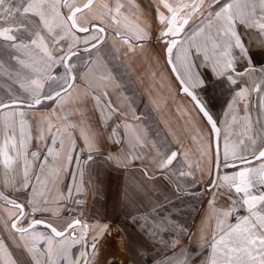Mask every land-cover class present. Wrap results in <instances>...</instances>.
<instances>
[{"label":"crops","instance_id":"0c3cea01","mask_svg":"<svg viewBox=\"0 0 264 264\" xmlns=\"http://www.w3.org/2000/svg\"><path fill=\"white\" fill-rule=\"evenodd\" d=\"M176 1L166 0L169 4ZM251 2L257 5L258 18L259 0ZM132 3L133 16L151 20H157L158 12L164 8L161 0ZM218 7L215 5L214 9ZM97 9L93 7L89 15L98 17ZM203 10L206 18L207 4ZM61 11L67 14L63 8ZM236 28L245 46L256 55L248 65L239 49L233 48L235 83L213 74L203 55H195L194 49L190 57L193 73L201 74L206 85L211 84L191 90L203 95V103L217 122V143L194 101L182 92L160 43L149 40L141 47H129L119 40H110L97 56L95 52H85L82 43L73 44L68 36L65 50L70 44L73 48L83 47L70 61L75 65L74 87L62 95V102L59 98L42 99L40 105L33 107H28L27 93L14 83V74L21 66L8 51L0 52V61L5 65L0 68V99L8 102L10 89L12 95L25 101L15 109L25 114L23 137L19 115L15 118V142L22 155L17 157L16 151L10 149L9 155L16 163L6 169L0 154V194L24 206L21 226L26 228L38 219L62 230L80 219L88 226L86 241L73 245L70 256L81 264L82 251L89 253L90 264H209L211 243L219 234L217 213L231 210L224 227L249 214L241 204L232 208L223 188L210 190L217 175L231 174L240 167L225 169L221 164L217 168V154L222 161L226 139L230 145L241 140L247 144L251 137L256 141L253 150L257 155L264 147V133L256 130L251 114L254 95L258 103L264 101L256 70L264 69V55L259 47L264 34L257 27L247 28L239 23ZM42 34L53 55L59 56L47 31ZM3 43L0 41V45ZM17 55L23 58L22 53ZM249 67L255 71H247ZM9 73L13 74L11 79ZM63 73L62 66L51 69L54 76ZM48 84L46 81L45 93L49 92ZM3 142L0 113V148ZM172 151L177 152L176 159L161 170L160 162ZM34 152L36 157L32 156ZM241 155L249 161L241 166L259 167L264 163L250 152L242 151ZM181 171L190 175L180 176ZM233 198L239 199L234 193ZM34 207L43 210L33 212ZM19 215L18 209L0 199V241L4 244L0 264H35L33 254L27 250L32 241L9 226V220ZM167 216L181 217L186 225L189 222L188 234L175 233ZM35 231L50 234L43 225H37ZM83 231L82 227L75 230L77 236ZM93 243L97 246L94 252ZM36 247L42 251L46 246L40 240ZM38 259L43 264L47 257L38 255Z\"/></svg>","mask_w":264,"mask_h":264},{"label":"snow or ice","instance_id":"6c2138e0","mask_svg":"<svg viewBox=\"0 0 264 264\" xmlns=\"http://www.w3.org/2000/svg\"><path fill=\"white\" fill-rule=\"evenodd\" d=\"M161 2L164 8L171 13L169 18L158 12L160 22L162 24L167 22L166 28L160 33V36L165 38L168 62L176 72L183 92L195 101L200 112L212 125L213 131L219 135V129L212 116L191 90L196 87H211V84H205V78L201 74L193 73L194 65L190 59L193 54L192 50H195L197 56L203 55L205 65H210L213 74L218 77H226L228 81L235 83L236 80L232 74L234 72L233 48L239 49L248 65H251L252 59L256 55L245 46L237 32L236 25L239 23L247 28L257 27L264 34V0H259L261 15L258 18L256 15L257 5L251 0H224L222 4L221 0H210L207 3L209 11L206 23L202 21L203 27L193 31L186 39L179 38L184 31V26L187 25L188 18L193 13L202 10L205 0H200L199 3L194 2L191 5L184 4L181 7H173L166 0H161ZM214 5H219L218 9H214ZM92 7L93 0H87L82 6H78L75 0H15V2L14 0H0V41L4 42L0 45V52L8 51L10 57L21 66V69L14 74L16 78L14 83L19 84V87L27 93L30 100L28 107L40 105L42 99L59 98L62 102V95L67 94L68 90L74 87L76 80V76L73 74L75 65L70 61L73 56L78 55V51H74L73 45L70 44L67 50L59 48L60 55L54 56L42 34L44 30L51 37L52 44L57 47H59V40L70 36L73 44L82 43L84 45L85 52L90 55L93 52L97 56L100 55V49L106 39L105 28L91 24L90 21L86 24L78 23V14H83L85 10L91 11ZM120 7L117 6V12ZM62 8L68 9L66 15L61 11ZM181 13H183V17ZM4 22H9L8 26H3ZM77 32L86 35L80 37L75 34ZM137 32V39H147V33L143 29H137ZM169 37L171 39H166ZM198 37L200 38L199 42ZM125 42L127 43L128 40L125 39ZM259 47L262 49L260 54L264 55V38L260 40ZM17 53H22L23 58ZM54 65L62 66L64 73L60 76L52 75L51 69ZM4 66V63L0 61V68H4ZM247 71H255V69L249 67ZM261 71L264 72V69ZM12 75L9 73V79L12 78ZM46 81L49 82L48 93L44 92ZM261 83L264 84V80ZM256 90H260V85H257ZM9 93L8 102L0 99V113L3 114L4 130V142L3 147L0 148V154L3 155V164L6 169H10L16 163V159L9 155L10 149L16 151L17 157L22 155L15 142V118L19 115L21 137H23L25 115L23 111L17 113L15 110L25 101L12 95L10 89ZM242 94L243 92L238 93V95ZM97 101L99 102V98ZM248 139L250 142L247 144L241 140L239 143L231 145L226 139L223 160H220L218 153L216 167L219 168L221 164L225 169L237 167V162L240 165H247L249 161L246 156L241 155L242 151L250 152L257 160L264 161V147L259 150L257 155L253 150L256 141L251 137ZM53 143H55L54 140ZM20 144L24 145L23 139ZM85 144H88L87 138ZM61 146H63V142ZM72 147L73 149L75 147L74 141H72ZM49 154H51V149H49ZM32 156L36 157L37 153H32ZM176 157L177 152H170L160 162L159 168L163 170L172 165ZM69 159H71L70 155ZM88 159L91 160L92 157L89 156ZM27 175V160H25V180H27ZM179 175L186 176L190 173L181 171ZM218 188L225 190L232 208L241 204L246 207L249 214L238 217L237 223L234 225L229 224L224 227L225 219L231 215V210L217 213L219 234L218 238L217 236L213 237L209 264H264V163H261L259 167L240 166L238 171L231 174L217 175L216 179L212 181L210 190L215 192ZM233 193L239 199H234ZM0 199H4L7 204L19 210L20 215L13 220L11 227L32 241L27 250L33 254L32 258L35 264H42L38 255L47 257L43 264H81V261L74 260L70 256L73 245L86 241L88 226L82 224L80 219L68 223L62 230L38 219H33L26 228L18 227L20 219L24 216V206L7 200L2 194H0ZM37 210L42 211L43 209L33 208V212ZM37 225H43L50 234L36 232ZM77 227L84 229L79 236L75 232ZM40 240L46 246L42 251L36 247V242ZM91 247L94 252L97 247L96 243H93ZM3 250L4 244L0 241V251ZM80 257L82 264H90L87 251H82ZM10 264H14V262H10ZM180 264H184V262H180Z\"/></svg>","mask_w":264,"mask_h":264},{"label":"flooded vegetation","instance_id":"af4514ba","mask_svg":"<svg viewBox=\"0 0 264 264\" xmlns=\"http://www.w3.org/2000/svg\"><path fill=\"white\" fill-rule=\"evenodd\" d=\"M134 2L136 0H133ZM87 0H75V3L78 6H82L84 3H86ZM199 3L200 0H177L175 4H170L173 7H181L184 4H189L191 5L192 3ZM210 0H205V5L209 3ZM223 3L224 0H221ZM121 6L119 9V12L116 11L117 6ZM204 5V6H205ZM204 6L202 10L197 11L191 15L190 18H188V23L187 25L184 26V31L180 35V39H186L189 35L192 34L193 31L196 29L203 27L202 21L205 22V16H204ZM215 6V5H214ZM213 6V7H214ZM93 7H97L98 9V17H92L89 15V11L85 10L83 14H86L85 16H82L83 14H78V23L79 24H86V22H91V24H95L100 27L105 28V42H109L110 40H119L122 43H125L126 45H129V47H141L143 46L146 42H156L160 43L163 47V52L165 58H167L168 62V57L166 54V44H165V38H161L160 33L166 28L165 23H161L159 18L156 19H150L148 17H143L140 18L139 16H133L132 14L135 12L132 11L134 9V4L132 3V0H93ZM92 7V8H93ZM128 7V8H127ZM64 10H67V8H63ZM163 12V14L166 17L171 16V13L168 12L166 8L160 9L159 13ZM181 16L183 17V13H181ZM137 29H143L147 33V39L144 40H139L137 39ZM77 36L83 37L86 35L85 33H75ZM119 34V35H118ZM68 37L63 39L61 42H59V47L55 46L54 50L55 53H59V48L65 49L67 46L68 42ZM125 39L128 40V42H125ZM166 39H171V37L166 38ZM150 40V41H149ZM80 48H83L81 46H77L76 48H73L74 51H79ZM175 51V50H174ZM170 69H172V65L167 63ZM259 73V78H260V85L264 89V84L261 83L262 80H264V72L261 71V68L256 69ZM174 76L176 77L177 81H179L180 85L181 82L177 78L176 72L173 71ZM182 89V85H181ZM193 91V90H192ZM183 92V90H182ZM194 94L198 97V99L203 103L204 97L201 94H197L195 91H193ZM207 92V90H206ZM184 93V92H183ZM186 94V93H185ZM208 94V93H207ZM187 95V94H186ZM189 96V95H188ZM190 97V96H189ZM192 99V98H191ZM193 100V99H192ZM203 100V101H202ZM253 100H255L254 105H251V114L255 118V128L257 131L264 133V101L262 103H258V97L254 95ZM195 103V101H194ZM209 112V114L212 116L217 128L219 129L217 122L213 116V114L210 112V110L207 108L205 102L203 103ZM196 105V103H195ZM198 108V107H197ZM199 109V108H198ZM200 111V110H199ZM202 116L204 119L207 121L208 125L210 126L213 135L214 131L212 129V125L208 122L207 118L203 115L201 112ZM220 135V131H219ZM218 135V139H219ZM217 139V141H218ZM237 165H240L239 162H237ZM241 166V165H240ZM233 169H237L236 167H230ZM239 170V169H238ZM22 205V204H21ZM24 209V208H23ZM165 217V216H164ZM167 221L173 226L175 233H179L181 235H187L189 232V222L186 225L184 223V219H179L181 217H175L171 219L169 216L166 217ZM21 220L18 224V227L21 226ZM13 222V219L9 220V226L11 227V224ZM161 227V225H160ZM12 229V227H11ZM14 232H16L14 229H12Z\"/></svg>","mask_w":264,"mask_h":264},{"label":"water","instance_id":"95a60500","mask_svg":"<svg viewBox=\"0 0 264 264\" xmlns=\"http://www.w3.org/2000/svg\"><path fill=\"white\" fill-rule=\"evenodd\" d=\"M217 139H218V135L214 132V140H215V143H217Z\"/></svg>","mask_w":264,"mask_h":264},{"label":"rangeland","instance_id":"374dc122","mask_svg":"<svg viewBox=\"0 0 264 264\" xmlns=\"http://www.w3.org/2000/svg\"><path fill=\"white\" fill-rule=\"evenodd\" d=\"M190 220H191V217H190V215H189V222H190Z\"/></svg>","mask_w":264,"mask_h":264}]
</instances>
